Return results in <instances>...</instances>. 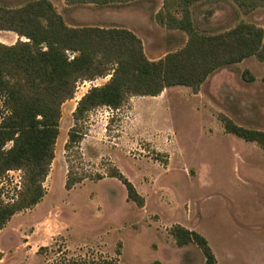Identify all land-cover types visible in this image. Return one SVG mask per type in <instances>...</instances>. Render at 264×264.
I'll list each match as a JSON object with an SVG mask.
<instances>
[{"label": "rangeland", "instance_id": "1", "mask_svg": "<svg viewBox=\"0 0 264 264\" xmlns=\"http://www.w3.org/2000/svg\"><path fill=\"white\" fill-rule=\"evenodd\" d=\"M4 1L16 6L25 0ZM51 1L70 25L133 30L150 59L163 58L188 40L185 32L157 23L162 0L105 6ZM193 15L199 28L210 32L227 30L241 20L264 27V8L244 14L234 0L197 2ZM18 38L0 31V41L6 44ZM109 78L80 83L75 97L63 104L47 194L0 231V250L5 253L0 264H68L78 258L206 264L195 243L176 244L170 234L175 224L203 234L216 264H264V150L227 133L220 119L224 114L264 131V61L251 56L222 67L197 90L170 86L158 96H135L121 109L93 110L85 122L83 159L73 157V163L80 172H99L105 178L86 179L68 190L65 144L73 112L91 86ZM3 110L0 101V121ZM113 167L135 185L144 197L143 207L128 199L119 179L108 176ZM20 180V171L9 172L5 199L15 194Z\"/></svg>", "mask_w": 264, "mask_h": 264}, {"label": "trees", "instance_id": "2", "mask_svg": "<svg viewBox=\"0 0 264 264\" xmlns=\"http://www.w3.org/2000/svg\"><path fill=\"white\" fill-rule=\"evenodd\" d=\"M133 0H66L68 5L124 4ZM208 0H162L155 13L159 25L188 35L179 49L163 58L150 59L144 44L133 30L123 26L70 25L51 0H25L16 6L0 0V31H11L19 38L13 44L0 41V231L11 218L35 207L47 194L50 174L60 133L63 104L75 97L80 83L108 77L93 85L78 100L74 124L65 144L68 171L66 189L86 179L100 180L102 173L80 172L73 157L82 160L81 142L87 134L85 122L100 107L121 109L135 96H158L176 85L196 90L218 69L256 56L264 61V27L245 20L221 32H210L197 25L193 7ZM239 10L249 14L264 8V0H234ZM248 71L244 72V76ZM255 77L250 76V80ZM227 133L264 150V131L247 128L222 114ZM21 172V184L8 199L3 196L10 171ZM108 176L119 179L128 199L144 206V197L118 167ZM179 247L195 243L206 264H216L208 239L182 224L170 228ZM41 247L39 252L43 250ZM117 254H121L120 248ZM4 252L0 250V260ZM68 264H122L118 258L71 259ZM152 264H162L156 260Z\"/></svg>", "mask_w": 264, "mask_h": 264}, {"label": "crops", "instance_id": "3", "mask_svg": "<svg viewBox=\"0 0 264 264\" xmlns=\"http://www.w3.org/2000/svg\"><path fill=\"white\" fill-rule=\"evenodd\" d=\"M66 102H67V101H66ZM66 102H65V103H66ZM65 103H64V104H65ZM22 212H23V211H22ZM12 218H13V217H12ZM12 218H11V219H12ZM10 221H11V220H10ZM10 221H9V222H10ZM9 222H8V223H9ZM26 243L28 244V241H27ZM26 243H25V245H26ZM4 254H5V253H4ZM4 257H5V255H4ZM4 257L0 260V262L5 263V258H4Z\"/></svg>", "mask_w": 264, "mask_h": 264}, {"label": "built area", "instance_id": "4", "mask_svg": "<svg viewBox=\"0 0 264 264\" xmlns=\"http://www.w3.org/2000/svg\"><path fill=\"white\" fill-rule=\"evenodd\" d=\"M95 85V84H94ZM21 184V183H20Z\"/></svg>", "mask_w": 264, "mask_h": 264}]
</instances>
